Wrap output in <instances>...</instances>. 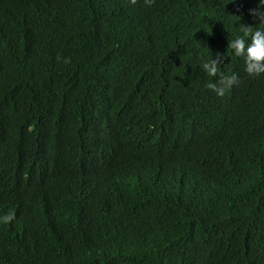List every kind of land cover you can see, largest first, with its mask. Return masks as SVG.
Segmentation results:
<instances>
[{"label":"trees","instance_id":"trees-1","mask_svg":"<svg viewBox=\"0 0 264 264\" xmlns=\"http://www.w3.org/2000/svg\"><path fill=\"white\" fill-rule=\"evenodd\" d=\"M255 6L0 0V264H264V76L227 49Z\"/></svg>","mask_w":264,"mask_h":264},{"label":"clouds","instance_id":"clouds-1","mask_svg":"<svg viewBox=\"0 0 264 264\" xmlns=\"http://www.w3.org/2000/svg\"><path fill=\"white\" fill-rule=\"evenodd\" d=\"M128 2L135 5L137 0H128ZM144 2L151 4L152 0H144ZM262 6L264 0H256V6L247 11L257 22L252 25H239L237 33L227 40V49L231 57L243 60V71L250 78L264 76V7ZM225 55L217 52L198 64L199 70L207 77L215 78L209 79L205 87L217 97L225 96L226 92L238 83V77L234 72L226 75L219 70L224 64ZM13 219L14 213L8 212L0 216V224L8 225Z\"/></svg>","mask_w":264,"mask_h":264}]
</instances>
